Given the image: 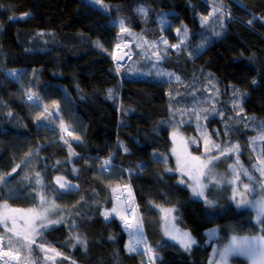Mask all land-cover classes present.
I'll use <instances>...</instances> for the list:
<instances>
[{"label":"trees","instance_id":"16d2710c","mask_svg":"<svg viewBox=\"0 0 264 264\" xmlns=\"http://www.w3.org/2000/svg\"><path fill=\"white\" fill-rule=\"evenodd\" d=\"M102 1L105 9L86 0H0V175L5 191L16 190L8 203L39 204L34 188L23 190L25 177L34 182L39 172L42 194L63 220L37 243L62 253L58 263L149 264L141 247L129 250L123 220L104 215L116 190L129 185L143 243L159 257L152 264H207L213 243L260 233V225L252 210L233 204L230 185L207 189L213 207L192 198L173 171L169 133L180 128L194 154L205 142L197 125L209 142L239 144L242 153L253 154L249 144L258 140L264 158V0ZM132 36L167 42L156 70ZM124 41L132 56L121 71L113 56ZM20 68L18 80L6 74ZM32 93L38 102L29 101ZM42 112L48 119H37ZM58 176L74 187L58 190ZM162 207L175 209V224L196 240L190 251L162 233ZM212 226L210 240L205 230ZM32 254L41 256L35 247Z\"/></svg>","mask_w":264,"mask_h":264},{"label":"snow or ice","instance_id":"6c2138e0","mask_svg":"<svg viewBox=\"0 0 264 264\" xmlns=\"http://www.w3.org/2000/svg\"><path fill=\"white\" fill-rule=\"evenodd\" d=\"M94 2L99 3V0H94ZM222 5L214 8L213 12L220 11ZM139 12L144 13L145 9H138ZM28 15V14H25ZM213 13H210V16ZM207 20V18H203ZM121 32H127L129 35L132 33L126 29L124 25V21H121ZM251 23V21L249 22ZM179 31V30H178ZM164 43H167L164 41ZM120 45L117 44V48ZM171 47H179V45H173ZM118 59H123V57H119ZM157 59H161V57L157 56ZM119 70V66L117 67ZM163 75V73H158ZM9 75H15L14 72H10ZM168 75H171L170 73ZM179 79V78H177ZM111 91V90H110ZM29 101H39L40 97L35 93L28 95ZM45 111H47V106H45ZM207 111V110H205ZM215 111V109H213ZM11 114V113H9ZM195 114V113H193ZM52 113H49L50 117ZM48 119V117L44 116L42 112L37 119ZM199 117H197L198 119ZM206 118V117H205ZM63 127V126H62ZM71 135V133H69ZM76 139H79L77 137ZM261 139L264 140V133L261 135ZM195 143V141H192ZM213 149L217 150L219 155H215L213 153ZM239 153V145L232 146L227 150L223 148L220 144H216L215 142H209L208 139H205V149L204 155L207 159L202 160L199 156H193L190 158L191 161L197 162L195 164H191L189 161H185L183 165H181L180 160L177 161V169L179 171H183L184 167H191L193 170L198 172L199 177H203L209 180V183H212L213 178L218 175L215 171V164L222 157H230L231 153ZM264 155V154H262ZM106 165L110 164V160H106L104 162ZM239 165V159L237 156V161L235 165H229L232 172L233 180H225L223 182L233 184L240 180L241 175L248 178L249 181L253 180V177L249 175L247 169H242L241 172L236 171V167ZM20 165H17L12 169V172H16L17 168ZM103 167V166H102ZM242 167V166H240ZM256 171L260 172V175L264 177V158H258V163L253 165ZM168 171H172V169H168ZM9 176L11 173L8 174ZM197 185L192 187V194L196 197H204V203L209 205L210 207L215 206L213 200H209L205 196L204 188L206 185L199 183V178L194 177ZM25 180H28V184L24 187V191L27 192L28 188H34V192L31 193L33 195L34 201L38 197L39 204L37 207L21 209L14 208L8 203V199L12 198L16 195V190L10 187L5 191V187L7 186V179L5 176L0 175V261L3 264H12V261H16L17 264H41L40 259L33 260L32 252L33 248L39 250L40 253H44L42 258L43 264H56L57 257H61L62 253L57 251L55 248L46 247L45 242L37 243L38 240L44 241V233L47 229H49L52 225L62 223L63 217L59 220H50L49 215L56 212L58 208L54 202H49L46 199V196L43 193L44 184L39 172L35 174L34 182L31 181L30 178L25 177ZM62 178L57 177L56 182L59 184L58 190H70L71 187L67 182H61ZM222 182L221 179H216L215 184L219 185ZM180 183H184L182 179ZM257 184L260 188V193L257 198L249 199L248 196L251 192L255 190V186L251 184H243V192H238L237 189H233L232 199L235 201L236 207L240 208H252L255 209L256 212V221L260 225V233L257 235L250 236H237L233 235L226 245L221 248H217L214 250V255L216 259H214L211 264H230V258L233 256H243L246 257L251 264H264V181H257ZM47 205V206H46ZM175 209H162L166 214L171 213ZM112 212H116V208L112 209ZM105 217L109 216L108 212L104 213ZM124 219V217H121ZM22 222V223H21ZM126 227L132 228L133 225L127 223L125 221ZM136 231L139 232V224L136 226ZM167 234V229H166ZM172 239H179V243L183 246L186 251H190L192 246L196 244V240L191 236L188 232H182L179 236H173ZM77 244H86V241H83L79 236L75 237ZM141 243V240H137L136 244ZM75 246V245H73ZM7 250H4V249ZM129 250L132 252L137 251V247L133 246L131 243L129 245ZM151 251V249H148ZM21 252H24V256H21ZM49 253H52L49 255ZM74 264V262H73Z\"/></svg>","mask_w":264,"mask_h":264},{"label":"rangeland","instance_id":"374dc122","mask_svg":"<svg viewBox=\"0 0 264 264\" xmlns=\"http://www.w3.org/2000/svg\"><path fill=\"white\" fill-rule=\"evenodd\" d=\"M88 1L89 3L101 8V9H105L104 7L106 6V3L102 0H99V3H96L94 2V0H86ZM121 21H117L118 24H120L121 26ZM132 41L134 40L135 41V44L136 46H139V48L141 47V45L143 46V50L141 49V51L143 52L144 50H146V56L149 58V59H152V61L154 62L153 63V68L154 70L157 69L158 67V64L157 62L160 60L157 59V56L161 57V59L163 57L166 56V47L164 46V42L162 41L161 37L159 39H157V42H148L146 40H143V39H140V37H136V36H132ZM161 39V40H160ZM127 49V47H126ZM132 56V50L130 51V54H129V58ZM122 65H119V68L121 71H123V68L121 67ZM135 66H133V64H130L128 66V71L130 72H133L132 70H134ZM162 70V68H161ZM7 75L18 80L19 77L21 76L22 72H23V69H9L6 71ZM10 72H14L15 75H9ZM158 71H156L157 73ZM146 74H148V72H146ZM257 132L259 131V128H257L256 130ZM196 132L198 133V135L200 136V138H202L203 140L206 139V133L201 129V126L197 125L196 126ZM189 137H187V135H185V133H183L180 128H174L173 130L170 131L169 133V139H170V153L174 159V167H173V171H175L176 173L179 174V177H180V180H184V183L189 190H191V195H192V198L194 199H203L204 197H196V196H193L192 194V187L194 186H199L197 185L196 183V180L194 179V177H198L199 178V183L200 184H203V185H206V187L204 188V192H205V195L207 193V189H209L210 187H212L213 185H216L215 184V180L216 179H221L222 182L219 184L220 186L221 185H224V186H227V185H230V191H231V198L233 196V189H237L238 192H243V184H251V185H254L255 186V190L253 192H251L248 196L249 199H254V198H257L259 193H260V188H259V185L257 184V181H264V177H262L260 175V172L256 171V169L253 167V165H256L258 163V158H261L260 155L256 152V149H257V146H256V141H252L249 145L252 146V151H253V154L251 152H245V153H242V152H239L238 154L233 152L231 153L230 157H222L219 161L216 162L215 164V168H214V171L218 174L216 175L214 178H213V181L212 183H209V180L208 179H205L203 177H199L198 176V172H196L195 170H193L191 167H184L183 168V171H179V170H176L177 169V161L178 159L180 160L181 162V165L184 164L185 161H189L191 164H195L197 162H193L190 160L191 157L193 156H199L201 157L202 160L204 159H207V157L204 155V149H205V142L204 144L202 145V151L200 154H194L191 152V148H189V140H188ZM210 142H214V141H210ZM216 144H220L223 148H225L226 150L228 148H231L232 146H235V145H239V144H233L232 146L230 147H226L225 144L227 143L226 141H221V142H215ZM251 146H249L251 148ZM240 147H242V145H239V151H240ZM213 153L215 155H219L218 151L213 149ZM237 156H238V159H239V165L242 166H237L236 167V171L237 172H241L242 169H247L248 172H249V175H251L253 177V180L252 181H249L247 177L241 175L242 177H240V180L236 183H233V184H229V183H225L223 181L225 180H233V176L231 175V168H229V165H235L236 164V161H237ZM257 175L259 176V178L257 177ZM60 177V176H58ZM243 177H245V179H243ZM57 178V177H56ZM56 178H54V181L56 183V185L59 187V184H57L56 182ZM62 178V181L61 182H67L70 186H73L74 185L71 183V182H68L65 178L61 177ZM14 185V182L12 183ZM71 187V188H73ZM128 188V189H127ZM131 191V198H129L128 196V191ZM114 198H115V203H114V207L113 208H116V212H112V209H109V210H106L105 212H108L109 213V216H118L120 217V215L122 217H124L123 222H124V226L127 230L128 227H126V223L125 221H127V213H128V210L132 207H133V218L134 220L136 221L137 224H139V228H140V231L137 232V236L139 237V239L141 240V244L143 245V235H142V230H143V227L142 225L140 224L139 222V214H138V210L136 209V206H135V201H134V194L132 192V189L130 188L129 185H124V186H121L120 188H118L114 194ZM47 201L49 202H53L52 200L50 199H47ZM233 201V204H235V201L232 199ZM134 203V204H133ZM38 204L34 207H37ZM47 206V205H46ZM17 208V207H15ZM33 208V207H31ZM21 209H24V208H21ZM161 209H172L170 207H162ZM246 209H250L253 211L254 213V218L256 217V212H255V209H252V208H246ZM58 209H56V212L55 213H52L49 215V219L50 220H57L56 218V213H57ZM162 214H163V217H162V233L164 234V236L169 239L170 241L172 242H175L177 244L180 245L179 242L175 241V239H172L173 236H179L180 233L182 232H189L188 229H185V228H181L180 226H177L174 222V216H173V211L171 213H165L164 211H162ZM170 220V222H169ZM256 223V219L254 220ZM172 222V223H171ZM22 223V222H21ZM174 227L178 230L177 232L174 230ZM216 227H207V229L205 230L206 234H207V237L212 240L215 235H216V230H215ZM166 229H167V234H166ZM131 234V233H130ZM191 234V233H190ZM257 234H260V233H252V234H234V235H237V236H240V237H243V236H250V235H257ZM133 234H131L130 236V242H129V245L130 243L139 248H143L142 245L140 244H136V241L134 239V237L132 236ZM192 236V235H191ZM233 236V235H232ZM231 236V237H232ZM231 239V238H230ZM229 239V241H230ZM179 241V239H177ZM229 241L227 243H229ZM226 243V244H227ZM139 246V247H138ZM182 246V245H181ZM223 247V246H221ZM219 247L216 243H213L211 245V250H210V255H209V258H208V263L207 264H211V262L216 259L215 255H214V250L217 249V248H221ZM6 249V248H5ZM4 249V250H5ZM7 250V249H6ZM144 250V249H142ZM24 252H21V256H24ZM52 253H49V255H51ZM33 256V254H32ZM44 256V253H41V256L39 257L38 256V259L41 260V264H43V258ZM235 257V256H233ZM233 257L230 258V264H237L235 261H233ZM239 258L241 259H245L247 261V264H251V261H249L246 257H243V256H238ZM33 260H36V258L32 257ZM0 264H3L2 261H0ZM12 264H16V263H13ZM49 264H51V262H49ZM56 264H60L56 261ZM68 264H73V263H68Z\"/></svg>","mask_w":264,"mask_h":264},{"label":"water","instance_id":"95a60500","mask_svg":"<svg viewBox=\"0 0 264 264\" xmlns=\"http://www.w3.org/2000/svg\"><path fill=\"white\" fill-rule=\"evenodd\" d=\"M113 57H114L115 63L118 64V65H124L126 63V61L128 60V54L123 49V47L122 48L121 47L117 48L116 51L114 52V56ZM119 57H123V59H118ZM132 210H133V208H130L128 210L127 216H130L132 214Z\"/></svg>","mask_w":264,"mask_h":264},{"label":"bare ground","instance_id":"6f19581e","mask_svg":"<svg viewBox=\"0 0 264 264\" xmlns=\"http://www.w3.org/2000/svg\"><path fill=\"white\" fill-rule=\"evenodd\" d=\"M119 45L121 48L123 47V49L126 50L128 52V54H130V51L128 49H126V42L119 43ZM128 193H129L128 194L129 198H131V196H132L131 191L129 190ZM127 223H130L133 225L132 228H128V229H129L130 233L133 234L132 236H134V239L137 240V231H136V227H135L137 225V223L134 220L132 214L130 216H127Z\"/></svg>","mask_w":264,"mask_h":264},{"label":"built area","instance_id":"2783aa9c","mask_svg":"<svg viewBox=\"0 0 264 264\" xmlns=\"http://www.w3.org/2000/svg\"><path fill=\"white\" fill-rule=\"evenodd\" d=\"M129 45H130V43H129V42H126V47H127L128 50H129ZM63 130H64L65 133H68V132H69V130H68V128H67L66 126H63ZM108 160H109V159H108ZM109 165H110V164H109ZM109 165H106V164H105V168H106V170L109 169ZM145 252H146V260H147V262H148L149 264H152L154 259H158V258H159V257H158L156 254H154L153 252L148 251V248H145Z\"/></svg>","mask_w":264,"mask_h":264},{"label":"crops","instance_id":"0c3cea01","mask_svg":"<svg viewBox=\"0 0 264 264\" xmlns=\"http://www.w3.org/2000/svg\"><path fill=\"white\" fill-rule=\"evenodd\" d=\"M118 217V216H117ZM122 216L120 215L119 218H121ZM174 230L177 232L178 230L174 227ZM175 241H178L177 239H175Z\"/></svg>","mask_w":264,"mask_h":264}]
</instances>
